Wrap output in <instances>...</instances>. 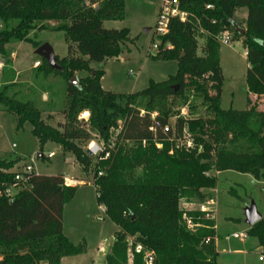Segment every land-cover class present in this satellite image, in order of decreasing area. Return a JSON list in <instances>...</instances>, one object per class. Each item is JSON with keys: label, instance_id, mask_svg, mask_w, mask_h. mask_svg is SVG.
Listing matches in <instances>:
<instances>
[{"label": "trees", "instance_id": "16d2710c", "mask_svg": "<svg viewBox=\"0 0 264 264\" xmlns=\"http://www.w3.org/2000/svg\"><path fill=\"white\" fill-rule=\"evenodd\" d=\"M175 1L186 19H169L167 33L156 39L158 49L150 58L176 62L177 73L165 82H150L141 92L118 95L101 88L104 72L91 69V64L117 58L132 41L127 29L103 27L106 21L123 19L124 0H0L3 70L11 65L10 45L40 46L29 38L31 33L64 36L67 54L55 56L61 71L50 70L40 58L33 69L64 79V124L47 126L42 111L15 91L19 85L11 81L0 85V111L15 117L16 130L30 124L40 153L46 144H56L82 172L92 173L96 204L117 228L104 264H144L143 254L134 251L137 245L154 254V264H218L211 214L184 212L180 205L210 200L206 191L215 188L219 172L264 180V111L256 103L264 98V0ZM239 9L246 10L241 44L247 62V108L222 110L218 38L230 32L232 41H238L231 22ZM50 22L55 25L50 27ZM198 32L205 34L200 55ZM76 73L88 76L76 77L77 85H72ZM182 108L186 115H181ZM83 112L89 115L87 125L78 120ZM93 136L109 143L96 157L83 149ZM185 136L190 148L180 145ZM20 163L19 158L0 160V190L13 183L7 171ZM76 188L67 186L62 175H32L12 198L0 196V264H61L64 258L84 254L83 244H71L62 233L63 208ZM246 235L264 249V215Z\"/></svg>", "mask_w": 264, "mask_h": 264}, {"label": "rangeland", "instance_id": "374dc122", "mask_svg": "<svg viewBox=\"0 0 264 264\" xmlns=\"http://www.w3.org/2000/svg\"><path fill=\"white\" fill-rule=\"evenodd\" d=\"M162 2L163 0H124L123 19L103 23L105 29H127L129 38L132 39L122 46L117 58L101 64H91V69L104 72L100 79V86L104 91L131 95L146 89L150 82L162 83L177 73L176 62L150 58L156 54L152 48L157 42L153 33L162 9ZM234 22L239 28L246 29L241 11L235 12ZM48 25L53 27L55 23L50 22ZM146 29L149 30L148 33H145ZM225 33L228 34L229 42L227 44L219 42V65L223 78L219 106L222 110L244 111L247 108L248 96L245 84L247 62L245 49L241 44L243 38L240 36L238 41H232L233 33ZM197 35V54L200 55L205 34L198 32ZM29 38L39 45L49 44L59 59L67 54V45L62 33L33 32ZM10 46L9 59L12 61L11 51H14L16 60L0 73V85L4 81H12L16 71L25 69V72L15 76L14 83L19 86L13 89L20 92L23 98L34 102L42 111L41 119L47 126L56 129L58 125H63L65 120L60 112L64 99V79L59 74L50 73L43 76L35 74L34 68L30 69L33 61L36 67L41 63V60L33 55L35 48L32 44L20 43ZM169 48H171L169 45H165V49ZM2 61L5 65L4 60ZM87 76L86 73H76L79 79ZM23 86L26 90L22 89ZM256 103L258 109L264 111V98L256 100ZM196 104L198 111L203 112L204 109L199 102ZM140 111L144 112V109L141 108ZM187 112L186 108L181 109V115H186ZM82 114H85L86 121H81L79 117L78 120L84 125L89 115L87 112L80 115ZM189 141L191 143L188 136H185L180 145L188 148ZM90 142L96 143L101 148H106L109 144L94 137L83 146V149ZM50 152L55 154L51 159L38 157L41 154L46 158ZM17 158L21 159V167L32 166L35 175H62L66 179L76 181L77 184L81 183L77 186L71 202L63 208L62 233L71 244H83L85 253L78 257H69L62 264H104V256L113 243L117 228L107 219L103 208L96 204L92 173L82 172L74 161L73 165L67 164L66 160L71 159V156L64 153L56 144H46L40 153L39 143L31 134L30 124L25 123L21 129L16 130L15 117L0 111V160L9 161ZM215 178V198L213 193L208 194L212 201L209 213L216 223L217 263L264 264V249L258 248L256 239L246 235L248 228L244 224V209L251 203L260 215H264V180L256 181L249 175L231 171L219 172ZM210 200L200 204L192 203V206L181 204L180 209L184 212L195 210ZM232 234H245L244 243L231 239ZM100 248L102 250H99Z\"/></svg>", "mask_w": 264, "mask_h": 264}, {"label": "built area", "instance_id": "2783aa9c", "mask_svg": "<svg viewBox=\"0 0 264 264\" xmlns=\"http://www.w3.org/2000/svg\"><path fill=\"white\" fill-rule=\"evenodd\" d=\"M170 18H178L180 22H184L186 19V14L178 12L177 9V2L175 0H163L162 2V9L160 11L158 22L156 25V28L154 30V37L156 39L162 37L167 33V25ZM219 42H222L224 44H227L229 42V37L227 33H223L218 38ZM152 48L157 51L158 45L157 42L152 46ZM3 65L0 64V71L2 70ZM140 114L143 115L144 112L140 111ZM85 114H82L79 116V119L81 121H86V118L84 117ZM156 116V113L151 114V119L154 120ZM155 127H158V124H155ZM154 131V130H152ZM164 133L168 132V128L164 127L162 129ZM189 138V137H188ZM191 147V143L189 141L188 148ZM86 152H89V156L96 157L100 153L103 152L104 148H101L96 143L90 142L86 148L84 149ZM55 156L53 152L48 153L46 156V159H51ZM9 174L12 175V184L8 186H3L2 190H0V196H4L6 198H12L18 191H20L22 188H24L30 180V177L34 174V169L30 165H23L20 168H14L9 171H7ZM66 181H72V179H66ZM65 182V180H64ZM66 184V182H65ZM212 205V201L205 202V205H201L197 210L201 213H209V207ZM234 240L243 243L245 240V234H233L231 236ZM205 243H208V239L204 240ZM99 250H102L101 248ZM135 253L143 254V263L144 264H154L155 257L152 252L144 251L143 248L139 245L135 246L134 248ZM261 260V259H259Z\"/></svg>", "mask_w": 264, "mask_h": 264}, {"label": "water", "instance_id": "95a60500", "mask_svg": "<svg viewBox=\"0 0 264 264\" xmlns=\"http://www.w3.org/2000/svg\"><path fill=\"white\" fill-rule=\"evenodd\" d=\"M206 9H210L213 10V7H206ZM233 29L235 30V32L242 36L245 33L244 29H241L238 27V25L235 22H231ZM149 30H145V33H148ZM33 55L44 60L47 67L52 70V71H56V72H60L61 71V67L57 64L56 62V58H55V54L54 51L52 49V47L49 44H42L39 47H37L35 49V51L33 52ZM70 84L72 85H77L76 82V76L74 75L73 77H71L70 79ZM176 89V87H174ZM88 155L89 152H86ZM262 219V215H260L254 204L251 203L249 206L245 207L244 209V224L248 227L251 228L255 223L259 222Z\"/></svg>", "mask_w": 264, "mask_h": 264}, {"label": "crops", "instance_id": "0c3cea01", "mask_svg": "<svg viewBox=\"0 0 264 264\" xmlns=\"http://www.w3.org/2000/svg\"><path fill=\"white\" fill-rule=\"evenodd\" d=\"M238 11H241L242 13H243V19L244 20H246V10L245 9H239ZM0 28H1V25H0ZM20 44V43H19ZM9 48H11V46H9ZM15 52L14 51H11V59H12V64L14 63V61L16 60V55L14 54ZM245 54H246V52H245ZM37 63V62H36ZM0 64H2L3 66H4V64H3V61H2V59L0 58ZM36 67V65L34 66V61L32 62V64H31V66H30V69H33V68H35ZM16 71V70H15ZM3 72V69L0 71V73H2ZM23 73V72H25V69L22 71V70H19V71H16V73H15V76H19V73ZM15 76L13 77V79H12V83H14L15 82ZM0 83H1V77H0ZM254 97H250V100H252V101H254ZM261 103V102H260ZM66 163L67 164H69V165H73V158L71 157V159H67L66 160ZM21 164H19L18 166H20ZM21 167V166H20ZM15 168H17V167H15ZM217 174V173H216ZM216 174L214 175L215 177H216ZM64 178V177H63ZM64 180H65V182H66V185L67 186H78L79 184H81V183H75L73 180L72 181H66V178H64ZM68 182V183H67ZM207 193H213V198H215V194H216V190L215 189H212V190H208V191H206ZM213 201H214V199H213ZM215 202V201H214ZM188 206H192V204H187ZM194 210V209H193ZM192 209L190 210V211H193ZM195 210H197V209H195ZM211 210V209H210ZM213 213H214V208H213ZM213 221H214V219H213ZM248 228V227H247ZM214 231H215V237H214V246H215V251H216V254H217V256H218V252H217V250H216V243H217V239H216V223H215V221H214ZM233 235V234H232ZM231 239H233L232 237H231ZM234 240V239H233ZM244 243V242H243ZM258 246V245H257ZM259 248V247H258ZM261 249V248H260ZM76 257H78V256H76ZM69 258V257H68ZM73 258V257H72ZM67 258H64V259H62L61 260V264L64 262V260H66Z\"/></svg>", "mask_w": 264, "mask_h": 264}]
</instances>
